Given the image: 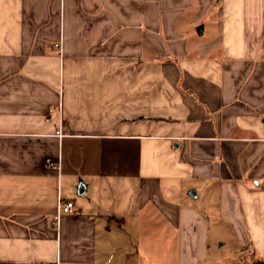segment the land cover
Returning a JSON list of instances; mask_svg holds the SVG:
<instances>
[{"label":"crops","instance_id":"1","mask_svg":"<svg viewBox=\"0 0 264 264\" xmlns=\"http://www.w3.org/2000/svg\"><path fill=\"white\" fill-rule=\"evenodd\" d=\"M251 259L264 0H0V264Z\"/></svg>","mask_w":264,"mask_h":264},{"label":"built area","instance_id":"2","mask_svg":"<svg viewBox=\"0 0 264 264\" xmlns=\"http://www.w3.org/2000/svg\"><path fill=\"white\" fill-rule=\"evenodd\" d=\"M59 44H56V46H58ZM46 163L48 166H53V163L51 162L50 159H47L46 160ZM73 202L68 200V201H62V200H58L57 202V212L58 213H61V212H64V213H70L72 212V209H73Z\"/></svg>","mask_w":264,"mask_h":264},{"label":"rangeland","instance_id":"3","mask_svg":"<svg viewBox=\"0 0 264 264\" xmlns=\"http://www.w3.org/2000/svg\"><path fill=\"white\" fill-rule=\"evenodd\" d=\"M225 248V247H223ZM240 264H262L261 261H258V260H245V261H242Z\"/></svg>","mask_w":264,"mask_h":264},{"label":"water","instance_id":"4","mask_svg":"<svg viewBox=\"0 0 264 264\" xmlns=\"http://www.w3.org/2000/svg\"><path fill=\"white\" fill-rule=\"evenodd\" d=\"M201 29H202V26L200 25V26L197 28V32H198V33H201Z\"/></svg>","mask_w":264,"mask_h":264},{"label":"trees","instance_id":"5","mask_svg":"<svg viewBox=\"0 0 264 264\" xmlns=\"http://www.w3.org/2000/svg\"><path fill=\"white\" fill-rule=\"evenodd\" d=\"M262 264H264V261H261Z\"/></svg>","mask_w":264,"mask_h":264}]
</instances>
